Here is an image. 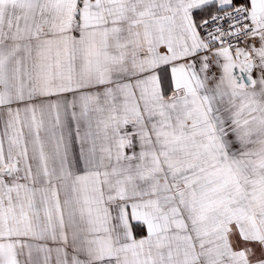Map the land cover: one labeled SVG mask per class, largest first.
<instances>
[{"label": "snow or ice", "instance_id": "obj_1", "mask_svg": "<svg viewBox=\"0 0 264 264\" xmlns=\"http://www.w3.org/2000/svg\"><path fill=\"white\" fill-rule=\"evenodd\" d=\"M0 264H264V0H0Z\"/></svg>", "mask_w": 264, "mask_h": 264}]
</instances>
